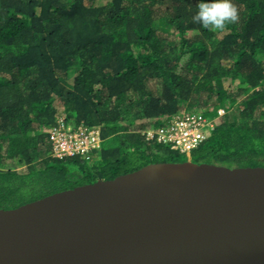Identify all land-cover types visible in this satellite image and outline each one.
<instances>
[{"label": "trees", "instance_id": "1", "mask_svg": "<svg viewBox=\"0 0 264 264\" xmlns=\"http://www.w3.org/2000/svg\"><path fill=\"white\" fill-rule=\"evenodd\" d=\"M0 0V209L188 161L144 133L184 111L215 117L195 163L264 167V0L210 31L199 0ZM60 116L100 127L94 164L51 156Z\"/></svg>", "mask_w": 264, "mask_h": 264}, {"label": "water", "instance_id": "2", "mask_svg": "<svg viewBox=\"0 0 264 264\" xmlns=\"http://www.w3.org/2000/svg\"><path fill=\"white\" fill-rule=\"evenodd\" d=\"M0 264H264V167L150 164L0 209Z\"/></svg>", "mask_w": 264, "mask_h": 264}, {"label": "built area", "instance_id": "3", "mask_svg": "<svg viewBox=\"0 0 264 264\" xmlns=\"http://www.w3.org/2000/svg\"><path fill=\"white\" fill-rule=\"evenodd\" d=\"M225 111L220 109L215 117L204 112L184 111L162 126L144 133L147 142L169 146L172 150L191 158L192 153L203 144L216 129ZM51 156L58 160L79 157L93 162L102 149L100 127L74 126L65 116H60L48 131Z\"/></svg>", "mask_w": 264, "mask_h": 264}, {"label": "clouds", "instance_id": "4", "mask_svg": "<svg viewBox=\"0 0 264 264\" xmlns=\"http://www.w3.org/2000/svg\"><path fill=\"white\" fill-rule=\"evenodd\" d=\"M197 9L193 21L210 31L222 30L227 24L239 20L237 7L232 0H199Z\"/></svg>", "mask_w": 264, "mask_h": 264}, {"label": "rangeland", "instance_id": "5", "mask_svg": "<svg viewBox=\"0 0 264 264\" xmlns=\"http://www.w3.org/2000/svg\"><path fill=\"white\" fill-rule=\"evenodd\" d=\"M107 0H97L96 1V3L97 4H103V3H105ZM188 160H190V159H188ZM91 164L90 165H93L94 164V161L93 162H90Z\"/></svg>", "mask_w": 264, "mask_h": 264}]
</instances>
